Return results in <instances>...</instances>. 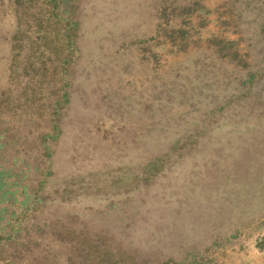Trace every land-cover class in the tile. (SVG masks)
Listing matches in <instances>:
<instances>
[{
  "label": "rangeland",
  "instance_id": "rangeland-1",
  "mask_svg": "<svg viewBox=\"0 0 264 264\" xmlns=\"http://www.w3.org/2000/svg\"><path fill=\"white\" fill-rule=\"evenodd\" d=\"M0 264H264V0H0Z\"/></svg>",
  "mask_w": 264,
  "mask_h": 264
}]
</instances>
